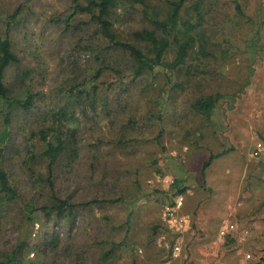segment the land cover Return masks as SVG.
<instances>
[{
    "label": "rangeland",
    "instance_id": "374dc122",
    "mask_svg": "<svg viewBox=\"0 0 264 264\" xmlns=\"http://www.w3.org/2000/svg\"><path fill=\"white\" fill-rule=\"evenodd\" d=\"M169 1L115 0L113 30L133 41L134 30L166 17ZM85 3L0 0V38L19 59L4 82L10 95L31 97L27 109L0 98V170L16 193L0 199V261L159 264L164 243L179 246L176 264H190L181 240L205 239L194 217L212 211L238 228L249 221L254 235L223 243L242 241L261 257L264 157L254 152H264V0H185L178 27L195 37L184 62L140 75L90 13L74 11ZM170 33L164 63L186 38ZM207 95L217 98L209 120L193 107ZM42 130L64 144L53 188ZM93 199L101 202L81 205Z\"/></svg>",
    "mask_w": 264,
    "mask_h": 264
},
{
    "label": "trees",
    "instance_id": "16d2710c",
    "mask_svg": "<svg viewBox=\"0 0 264 264\" xmlns=\"http://www.w3.org/2000/svg\"><path fill=\"white\" fill-rule=\"evenodd\" d=\"M85 5L76 4L74 6L75 12H86L90 13V19L94 21L97 26V31L102 35V37L107 41L110 47H115L126 52L134 61L135 74L140 75L143 72L151 71L157 65H165L169 68H176L182 64L187 55L188 48L191 47V43L195 37V34L188 33V30H185L188 34L184 32L183 28H179V18L178 14L182 7V4L185 0H171L168 2V10L166 17L164 19H154L152 25L154 28H142L137 29L132 32L133 41H128L121 39L116 32L113 30L112 22L110 20V14L115 5V0H85ZM180 24H182L180 22ZM156 29L163 33V35L157 34ZM170 31L173 33L172 38L177 40L179 34L186 35V38L179 42L176 55L174 59L169 63H164L163 59L165 53L169 49V34ZM177 36V37H176ZM148 53L150 55H148ZM19 62L18 57L12 51L11 41L9 37L5 36L0 38V98L7 104L8 108L20 107L27 109L31 104L30 95H26L24 98L19 96L10 95V89L4 82L5 71L8 66L12 64H17ZM101 73V70L96 71V76L98 77ZM77 90V93H81L77 86L69 88L70 92ZM217 103V98L213 95L201 96L197 98L193 104V107L205 116L206 119H210L211 114ZM41 140L44 142L45 150L43 155L48 158L49 162L47 165L48 178L47 182L51 188H53V182L51 180L50 174L53 164L56 162L57 158L63 151L62 139L59 135L49 138V133L46 130L40 131ZM261 146V144H260ZM263 152V151H262ZM258 153L259 158H263V153ZM216 155H210L208 161L203 164L202 172L210 164L212 158ZM261 156V157H260ZM35 158V156H34ZM183 192V189L180 190ZM15 189L9 184L7 175L3 170H0V199L13 198L15 196ZM57 203L55 207L57 209V215L62 214L63 200L56 198ZM101 202L99 199H93L82 203L81 205L87 206L91 203ZM113 202V200H110ZM73 209L72 205H69V212ZM264 248V247H263ZM166 250L165 256L159 259V264H176L174 251L171 248L165 249L161 247L158 250L156 257L161 255ZM172 251V252H171ZM263 258V259H262ZM11 260L14 261L15 258L9 257L5 262L0 261V264H7ZM259 261L264 262V254L258 258ZM75 264V263H73Z\"/></svg>",
    "mask_w": 264,
    "mask_h": 264
},
{
    "label": "crops",
    "instance_id": "0c3cea01",
    "mask_svg": "<svg viewBox=\"0 0 264 264\" xmlns=\"http://www.w3.org/2000/svg\"><path fill=\"white\" fill-rule=\"evenodd\" d=\"M182 197L183 196H180L178 199V204L180 205H178L177 209L180 211H184L182 207L185 206L181 202L183 200ZM205 216L199 214L194 217L198 220L199 228L204 231L206 235L205 239L198 240L196 238H191L187 242L183 241L185 238L181 240L183 244L182 251L187 249L190 253L187 262H190V264H264V262L258 260V255L252 253L254 250L251 249L252 246L246 249L243 247L242 241L235 243L233 240L231 244L223 243L225 236L234 237L235 239L238 238V235L241 233L250 234L252 232L251 235H254V230L256 229L254 227L251 228L252 224L249 221L247 224H243L241 225L242 227L238 228L237 224L233 223L232 217L229 215V217H227L216 213V211H212ZM249 223L251 225H249ZM232 225L233 227H231ZM261 227L264 229V225L261 224ZM192 237L194 236L192 235ZM157 246H160V248L165 247L166 249L164 243H160Z\"/></svg>",
    "mask_w": 264,
    "mask_h": 264
},
{
    "label": "built area",
    "instance_id": "2783aa9c",
    "mask_svg": "<svg viewBox=\"0 0 264 264\" xmlns=\"http://www.w3.org/2000/svg\"><path fill=\"white\" fill-rule=\"evenodd\" d=\"M259 146H260V144H259ZM254 154H258V151H255ZM262 156L264 157V155H262ZM231 227H233V225ZM176 250H179V246L178 245H174V247H173L174 255L176 253Z\"/></svg>",
    "mask_w": 264,
    "mask_h": 264
}]
</instances>
